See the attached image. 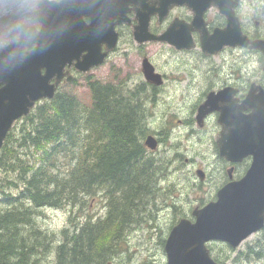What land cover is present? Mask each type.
Listing matches in <instances>:
<instances>
[{
	"label": "rangeland",
	"instance_id": "obj_1",
	"mask_svg": "<svg viewBox=\"0 0 264 264\" xmlns=\"http://www.w3.org/2000/svg\"><path fill=\"white\" fill-rule=\"evenodd\" d=\"M0 10L7 11L6 8ZM31 26L39 28L36 21H33ZM251 26L250 24L248 27ZM158 28L160 29L161 26ZM120 33L118 49L109 55L102 66L87 74H78L71 70L76 81L73 84L62 85L60 89L66 93L74 94L84 104H90V95L86 84L87 75L100 82H111L112 80H120L126 84L143 82L144 79L139 69L140 58L135 44L127 31L121 30ZM17 41L13 39V34L6 25H0V47ZM144 55L151 60L157 72L170 79L166 80L165 86L161 89V96L151 106L149 105L150 95L148 92H138L133 101L127 98L128 101H131V104L127 106L129 107L127 114L133 112V108L135 109L132 103L136 104L137 100H140L143 106V119L152 132L161 133L164 129H170L167 137L166 133L163 135V138L166 137V142H163L156 151L149 153L143 146L147 156L163 165L166 179L161 183V193L163 192L165 195L156 199L157 180L151 171L148 158L143 169L147 183V188L143 191L144 193L147 190L143 205L147 207L142 213L133 211V215L128 218V222L117 238H115L116 234L110 236L108 247H112L113 250L110 252L106 249L108 260L102 264H166L164 243L170 229L182 217L192 219L191 209L195 205L202 206L208 201L214 200L217 188L225 180L224 164L226 162L218 157L215 147V139L219 131L216 119L210 118L207 125L200 131L194 124L191 127L177 124V120L182 122L191 120L197 105L201 102V100L197 102L201 94L199 88L193 87L188 91L186 89L193 82L192 76H189L192 69L203 71L204 62L199 59L197 53L176 54L168 47L161 45L146 46ZM163 59L165 63L161 62ZM214 62L217 67L221 66V73L226 75V68L221 65V62ZM254 68H256L254 63L245 67L246 72ZM176 79L182 80V83ZM128 88L130 87L127 85L122 89L124 93ZM186 92L188 93L187 97ZM124 93H119V95L124 96ZM21 125L22 123H19L15 126L17 138H20ZM190 128L196 133L193 136H187ZM203 143L207 146L209 155L203 150ZM168 160L170 161L169 167H167ZM246 167L247 163L238 166L236 176L240 177ZM197 169H202L205 172L204 182L198 181L195 175ZM13 173L15 172L9 169H3L0 173V214H4L5 211L16 205L22 209L23 217L27 220L17 223L10 233L5 229L0 230V244H4L3 249L11 257H14L15 254H22L25 264H30L34 260L46 262L43 264H55L58 247L53 248L56 241L61 240L58 237L60 232L66 227L71 228L74 223H79V218L83 214L87 216L89 214L101 216L105 214L103 201L97 194L87 199L88 207L83 212L70 213L64 208L65 205L63 207V203L58 206L59 200L57 207H37L26 195L20 194L23 188L22 180L21 177L16 181L12 180ZM131 174L132 171L128 175ZM42 184L40 185L41 190H52L49 180ZM60 198L62 199V197ZM153 202L156 209L151 204ZM171 203L175 204L176 210L169 209ZM140 207L142 206H139L138 209ZM69 217L70 224L68 223ZM255 241L256 251L260 253L256 255V262L252 261L251 264H264V230L250 236L236 250H231L220 242L209 243L208 249L211 257L214 260L216 258L218 264H230L239 251L247 245L253 246ZM15 242H17L18 248L15 247ZM14 243L15 245H13ZM67 247H70V244ZM15 259L17 258L10 260L14 261ZM6 260L5 251L0 250V264H5ZM84 260H86L85 257L80 258L77 260V264H83Z\"/></svg>",
	"mask_w": 264,
	"mask_h": 264
},
{
	"label": "water",
	"instance_id": "obj_2",
	"mask_svg": "<svg viewBox=\"0 0 264 264\" xmlns=\"http://www.w3.org/2000/svg\"><path fill=\"white\" fill-rule=\"evenodd\" d=\"M144 1L41 0L35 19L40 29L32 28L36 38L29 45L20 41L0 49V82L3 83L0 88V148L16 119L27 115L36 101L53 97L56 85L67 74L65 66L74 65L77 70L87 72L103 62L106 53L101 52L102 44L107 50L115 45L114 25L126 21L128 6L143 7ZM226 1L231 4L230 0ZM83 17L89 19V24ZM142 24L143 27L134 32L139 42L148 39L143 37V21ZM226 30L220 34L228 32L230 37L237 38L234 41L239 45H246V38L241 37L234 18L229 19ZM169 37L184 40L177 31L170 32ZM30 45L34 47L25 51ZM252 47L264 52V46L258 41L253 42ZM2 58L5 62H1ZM144 67L148 79L159 83L153 69L145 63ZM53 79L55 83L50 84ZM71 80L68 76L67 81ZM226 94L225 91L210 94L199 107L197 120L201 121L211 112H219L218 123L222 130L217 145L220 156L237 163L251 155V166L241 180L221 187L216 201L195 210L194 222L181 219L170 230L164 244L167 264H217L209 256L207 242L223 241L234 249L264 227V144L256 145V134L261 136L256 133V123L263 119L256 113V97L251 96L252 90L239 107L224 101ZM247 109H251V113L242 116ZM146 145L151 149L156 146L152 137L147 138ZM198 175L203 178L201 173Z\"/></svg>",
	"mask_w": 264,
	"mask_h": 264
},
{
	"label": "trees",
	"instance_id": "obj_3",
	"mask_svg": "<svg viewBox=\"0 0 264 264\" xmlns=\"http://www.w3.org/2000/svg\"><path fill=\"white\" fill-rule=\"evenodd\" d=\"M89 89L88 108L75 97L63 94L36 107L24 119L20 138L9 133L0 150V171L9 169L17 179L21 177L23 193L36 204L55 206V200L62 196L67 205L75 206L78 200L87 209V199L98 190L103 192L108 207L105 217L92 222L88 216L79 234H68L67 243L60 247L61 261L68 264H77L83 257V264L107 261L110 236L120 235L128 218L147 196V190L143 193L147 183L141 168L146 159L149 158L157 181L164 174L161 162L147 156L140 143L148 133L146 124L141 126L144 114L140 104L136 102L133 112L127 114L131 101L119 95L121 88L90 82ZM23 148L28 151L27 158L19 154ZM47 180L52 187L50 192L40 189ZM25 220L22 209L14 205L0 215V227L10 233ZM98 235L103 243L96 246ZM0 250L5 251V264H25L22 254L11 257L2 246ZM259 253L255 241L253 246L239 251L230 264H251ZM13 258L17 259L11 261Z\"/></svg>",
	"mask_w": 264,
	"mask_h": 264
},
{
	"label": "flooded vegetation",
	"instance_id": "obj_4",
	"mask_svg": "<svg viewBox=\"0 0 264 264\" xmlns=\"http://www.w3.org/2000/svg\"><path fill=\"white\" fill-rule=\"evenodd\" d=\"M156 1L157 0H151L150 2L155 3ZM223 1L226 4V7H228L227 1ZM230 2L232 6L234 1L230 0ZM243 2L244 0H238V4L234 9V14L242 33L247 35L251 40H264V1L247 0V9ZM248 10L252 11L253 16L248 14ZM256 16H258L260 19H256ZM128 18L130 25L122 26V30L127 31L132 38V28L135 25L134 11L131 10L128 13ZM192 19L193 13L188 7H175L167 14L161 23H157L156 17L152 16L150 20V31L154 34H160L166 30L168 25L173 20L183 21L187 25L192 21ZM226 22V17L220 14L218 8L216 7H207V9H205L202 13V20H199L198 24L196 25V31L191 32V37L194 41L195 48L191 51L181 52H192L194 50L197 51L199 59L205 64V68L203 71H196L195 69H192V72L189 74V76H192L193 82L187 87L186 91L193 87L199 88L201 90V94L197 100L198 102L202 100L209 92H218L222 89L230 88V93L226 94L225 99L229 102L232 100L236 101L239 104L244 100L245 95L251 85H254L256 86V102L264 105V56L260 51L249 50L245 47L232 48L224 46L219 50L217 49L218 51H216L215 54L204 55L201 52L200 32L206 29L208 35H212L215 30L224 29L226 27ZM250 24L252 26L248 27ZM160 26L162 28L159 30L158 27ZM209 45L212 49L217 48V45L212 42ZM144 46L140 47H143V51L141 52L142 57H144ZM214 61H218V63L221 62V65L226 68V75L221 73V66L217 67V64H215ZM251 63H254L256 68L246 72L245 67ZM162 78L164 80L165 76L162 75ZM72 81H76L74 74ZM63 85H66V83ZM127 85L130 87L126 90L127 98L133 101L135 95H137L138 92H148L150 95L149 105L151 106L161 96L160 89L165 84L163 83L161 87H155L153 84L142 82L128 83ZM187 94L188 93L186 92V97ZM137 103L143 107L140 100H137ZM214 115L217 116V114ZM177 122L190 127L195 124L194 119L186 120L184 122L177 120ZM202 129L203 128H197L199 131ZM166 132L167 129H164L163 132L158 134L160 139ZM168 133H170V130ZM194 134L196 133L190 128L187 136H193ZM229 167L234 169V178L239 179V177L236 176L238 166L226 164V168Z\"/></svg>",
	"mask_w": 264,
	"mask_h": 264
},
{
	"label": "clouds",
	"instance_id": "obj_5",
	"mask_svg": "<svg viewBox=\"0 0 264 264\" xmlns=\"http://www.w3.org/2000/svg\"><path fill=\"white\" fill-rule=\"evenodd\" d=\"M41 0H0V25H6L13 34V39L29 45L36 33L32 22L40 10Z\"/></svg>",
	"mask_w": 264,
	"mask_h": 264
},
{
	"label": "bare ground",
	"instance_id": "obj_6",
	"mask_svg": "<svg viewBox=\"0 0 264 264\" xmlns=\"http://www.w3.org/2000/svg\"><path fill=\"white\" fill-rule=\"evenodd\" d=\"M133 105H135L134 103H132ZM136 105H137V103H136ZM143 118H144V115H143ZM143 124H146V122L144 121V119L142 120V124H141V126L143 125ZM156 127H158V126H156ZM144 128V127H143ZM146 128H147V125H146ZM145 130V129H144ZM139 131V130H138ZM147 131H148V128H147ZM140 132H141V130H140ZM143 133V132H142ZM145 135H146V133H145ZM145 135H144V137H143V145H142V142H141V140H140V143H141V145L142 146H144L145 148H146V139H145ZM135 137V136H134ZM139 140V139H138ZM137 140V141H138ZM140 145V146H141ZM139 146V145H138ZM139 149H140V147H139ZM144 153L146 154V152H145V150H144ZM142 154V153H141ZM220 158H222L225 162H226V164H231L232 162H230L229 160H227L225 157H220ZM144 169V165H143V167H142V170ZM122 180V179H121ZM126 183V182H125ZM129 183V182H128ZM127 183V184H128ZM120 186H121V184H120ZM127 187V186H126ZM48 192H50V191H48ZM46 197V196H45ZM62 197V196H61ZM80 197V196H79ZM79 197L77 198V199H79ZM45 199V198H44ZM76 199V198H75ZM59 200V204H58V206L61 204V203H63V207H64V205H65V209H67L68 211H70V213H73V212H77V211H86L87 209H85V207H84V205L82 204H78L77 202H78V200H76L75 201V206L74 205H72V206H70V205H67V203H66V201H64L63 200V197H62V199L61 198H59V199H56L55 200V202H56V205H57V201ZM35 205L37 206V207H42V206H45V207H48V205H39V204H36L35 203ZM52 206V207H57V206ZM73 207V208H72ZM88 216L86 215V214H83L80 218H79V223H74V225L73 226H71V228L70 227H66V228H64V230H62V232H60V234L58 235V237L61 239V240H59V242H58V240L56 241V245H55V247L53 248V249H55L56 247H58V255L56 256V261H55V264H68V263H65V262H62L61 261V252H60V247L63 245V244H66L67 243V239H66V236L69 234L70 236L72 235L73 237L75 236V235H77V234H79V232H80V230L82 229V227H83V225H84V223L87 221L86 220V218H87ZM90 219V218H89ZM100 220V219H99ZM91 221L92 222H97L96 220H93V219H91ZM93 224V223H92ZM55 237V236H54ZM55 239V238H54ZM56 240V239H55ZM110 240V239H109ZM101 243H103V239H102V237H100L99 235L97 236V240H96V246H99ZM60 244H62V245H60ZM52 249V248H51ZM50 249V250H51ZM63 250V249H62ZM107 250L108 251H112L113 250V248L112 247H108L107 248ZM43 264V263H46V262H44V261H42V262H38V260H34V261H32L30 264ZM28 264V263H27ZM92 264V263H91Z\"/></svg>",
	"mask_w": 264,
	"mask_h": 264
}]
</instances>
